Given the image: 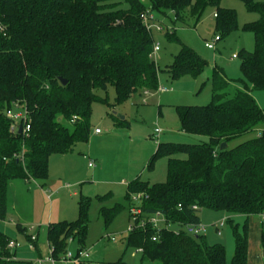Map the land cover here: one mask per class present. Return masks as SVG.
Segmentation results:
<instances>
[{"label":"trees","instance_id":"1","mask_svg":"<svg viewBox=\"0 0 264 264\" xmlns=\"http://www.w3.org/2000/svg\"><path fill=\"white\" fill-rule=\"evenodd\" d=\"M220 1L0 0V219L6 215L11 180L45 181L52 154L67 153L77 143L89 141L93 104L107 103L98 90L113 86L116 104L147 91L157 92L160 71L152 53L155 39L141 19L143 12H170L175 23H188L199 21L212 7L222 40L239 26L236 12L223 8ZM243 1L249 11L259 14L244 27L254 34V51L243 47L237 53L244 87H235L215 65L210 75L212 102L177 106L182 131L206 140L160 141L150 163L165 156L167 180L151 183L137 178L129 185L126 199L130 210L134 205L131 195L143 192L145 197L139 204L142 216L159 211L171 225L161 228L158 240H153L157 230L150 225L130 233L128 246L143 249L142 261L249 264L250 219L264 212V131L234 147L229 143L264 123V108L253 94L254 90H264V2ZM175 23L166 36L177 42L180 50L167 71L173 80L186 75L198 78L209 63L175 35ZM15 103L27 106L31 116L28 134L10 131L5 111ZM223 143L227 146L221 148ZM89 208L90 198H82L76 221L48 226V241L56 260L66 253L68 240L78 238L80 250L84 248ZM121 208L117 203L101 212L110 222ZM201 208L227 214L236 242L230 262L223 244L210 245L205 236H194L184 229L189 223L202 222ZM237 215L245 217L242 231L234 224ZM10 240L0 230V264H32L14 258L8 249ZM260 243L264 249V220ZM109 264L127 263L121 258Z\"/></svg>","mask_w":264,"mask_h":264},{"label":"rangeland","instance_id":"2","mask_svg":"<svg viewBox=\"0 0 264 264\" xmlns=\"http://www.w3.org/2000/svg\"><path fill=\"white\" fill-rule=\"evenodd\" d=\"M220 5L236 12L239 29L223 36L222 40L217 42L216 50L205 46L206 40L212 41L221 35L216 28L214 8H207L199 21L190 20L188 23H175L170 12L167 15L154 12L158 23L165 28H173L175 23V35L208 61V67L200 77L186 75L179 80L171 78L167 69L178 55L180 45L167 39V29L162 32L154 30L155 42L161 48L154 54V60L160 71V87L167 91H157L147 96L135 95L121 104H116V90L113 86H109L106 91L98 90V95L106 98L107 103L96 101L93 104L92 133L89 141L77 143L74 149L67 153L52 154L48 161L47 180L17 178L9 182L7 211L5 218L0 219V230L20 244L12 251L17 260L39 264V259L49 257L51 248L48 226L50 223L76 221L79 218V202L88 197L89 221L83 250L89 251L91 256L82 264H109L121 258L127 264H157L142 261L140 254L134 255V249L128 246L131 217L126 194L129 185L137 178L151 183L167 180L168 159L161 156L157 157L153 164L150 163L158 149V143L154 139L156 127L163 131L159 141L199 143L206 140L207 137L200 139L182 131L177 106H203L212 102L210 75L216 64L223 69L235 87H244L240 59L233 55L243 47L254 51V34L244 27L247 23L256 21L259 14L249 11L243 0H221ZM253 94L258 104L264 108V90H254ZM96 128L101 129L103 133L96 135ZM262 131L264 123L253 132L232 140L229 147H234ZM91 161L96 166L90 175ZM108 194L110 196L105 197ZM117 203L121 204L122 208L107 222L101 212L102 208H111ZM199 215L202 224L206 226L201 235L206 237L210 245L223 244L227 261L230 262L235 254L236 242L227 214L201 208ZM244 219L242 215L234 216V224H239V231H242ZM222 221L224 224L221 226ZM18 224L27 228V231H20ZM216 225L220 227V234ZM32 227L34 230L30 231ZM249 232V264H264V249L260 243V217H251ZM28 235L38 237V251L31 249ZM109 236H114L115 240H111ZM79 244L78 238L66 241V253L76 254L80 250Z\"/></svg>","mask_w":264,"mask_h":264},{"label":"built area","instance_id":"3","mask_svg":"<svg viewBox=\"0 0 264 264\" xmlns=\"http://www.w3.org/2000/svg\"><path fill=\"white\" fill-rule=\"evenodd\" d=\"M141 19L145 25V27L150 31L153 32L154 30L157 32H162L163 29H167L168 31L171 29L170 27L165 28L164 26L160 25L158 23V21L156 20V17L154 15V13L150 12V11H145L141 14ZM221 41L220 36H216L212 41H205V46L208 49L211 50H216V44L217 42ZM160 46L158 43L155 42L154 44V49H153V55L155 53H157L160 50ZM234 57H237V54L233 55ZM160 93H163L165 91H167V89L165 88H161L159 86V89L157 90ZM153 93L150 92H145L143 95H150ZM144 102H146V100H144ZM5 115L7 116V118L11 121L10 124V131L12 133H18L20 127L22 126V133L23 134H28L29 131L31 130V116L28 112L27 106L25 103H15L13 104L10 108H8L5 111ZM162 129H160L159 127L155 128V132H154V139L157 143H159V138L162 134ZM95 133L99 134L102 133V130L99 128L95 129ZM20 157V156H19ZM96 165L93 161H91L89 163V167L90 168H94ZM145 197V194L143 192H139V193H133L131 195V199L133 202V206L130 210L131 213V223L129 226V232H133L134 230L138 229V228H145L146 226H152L154 229L157 230V234L153 236V240H158L159 235L158 233L161 231L162 227H171V225L167 222L166 217L164 216V214L162 212H156L154 214H150L148 216H142L143 212L141 207H139V204L141 202V200ZM194 209H198L197 205L193 206ZM260 218L261 220H264V212H262L260 214ZM224 224V222L222 221L220 223V225L222 226ZM217 231L220 234V227L216 225ZM184 229L189 233L192 234L194 236H199L201 235L202 232L205 231L206 226L202 224V222H198V223H189L187 225L184 226ZM30 231L34 230V227H32L31 229H29ZM110 237V236H109ZM111 240H115V237L112 236L110 237ZM38 240V237L35 235H30V245H31V249L33 251L36 250V246L34 244L35 241ZM20 244L17 241L14 240H10L8 243V249H10L11 251H14L17 247H19ZM51 248V255L49 257H47L46 259H39L38 262L39 264H44L45 262H50L52 264H57L58 262H63L66 264H82L84 261H87L90 256L91 253L89 251H85L83 249L79 250L76 254H73L71 252H68L64 255V257H62L60 260H56L53 257V247L50 246ZM143 252V249L140 248H136L134 249V255L135 254H141Z\"/></svg>","mask_w":264,"mask_h":264},{"label":"water","instance_id":"4","mask_svg":"<svg viewBox=\"0 0 264 264\" xmlns=\"http://www.w3.org/2000/svg\"><path fill=\"white\" fill-rule=\"evenodd\" d=\"M62 82H63L64 84L67 83L66 80H62ZM121 118L124 119L123 116H121ZM19 132L22 133V126L20 127ZM226 146H227V144H226V143H223L222 146H221V148H224V147H226ZM91 174H92V172H90V175H91Z\"/></svg>","mask_w":264,"mask_h":264},{"label":"crops","instance_id":"5","mask_svg":"<svg viewBox=\"0 0 264 264\" xmlns=\"http://www.w3.org/2000/svg\"><path fill=\"white\" fill-rule=\"evenodd\" d=\"M217 65V64H216ZM137 95H139V96H142V95H140V94H137ZM154 132H155V129H154ZM94 133H95V130H94ZM103 133V132H102ZM102 133H99V134H96V135H100V134H102ZM161 136H163V132H162V134H161ZM90 172H93V169L91 168V170H90ZM124 184V183H123ZM36 251H38V247H36V250H35V252ZM15 259H16V257H14Z\"/></svg>","mask_w":264,"mask_h":264}]
</instances>
